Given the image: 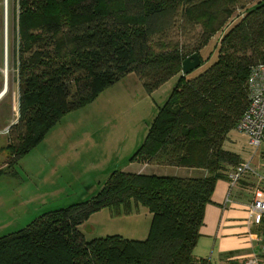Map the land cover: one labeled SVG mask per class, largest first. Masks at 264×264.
I'll use <instances>...</instances> for the list:
<instances>
[{
    "label": "trees",
    "instance_id": "trees-1",
    "mask_svg": "<svg viewBox=\"0 0 264 264\" xmlns=\"http://www.w3.org/2000/svg\"><path fill=\"white\" fill-rule=\"evenodd\" d=\"M7 1V61L14 60L18 92L9 164L121 75L134 73L151 92L180 74L131 159L205 174L114 170L87 200L0 235V264H208L192 250L216 180L242 163L224 142L248 105L249 74L264 61V0H15L12 27ZM215 35L216 59L183 74V60L196 53L202 64L201 49ZM131 205L151 214L144 240L86 241L78 230L99 209Z\"/></svg>",
    "mask_w": 264,
    "mask_h": 264
},
{
    "label": "rangeland",
    "instance_id": "rangeland-1",
    "mask_svg": "<svg viewBox=\"0 0 264 264\" xmlns=\"http://www.w3.org/2000/svg\"><path fill=\"white\" fill-rule=\"evenodd\" d=\"M4 2V7L0 4V91L5 66L1 12L4 9L6 22L8 7V1L6 7ZM13 9L17 10V4L9 0L11 27ZM218 37L213 36L201 49L204 62L192 70L190 76L197 75L216 59ZM11 40L17 41V36L12 34ZM6 64L7 92L0 96V170L4 171L0 176V235L24 227L45 211L87 200L114 170L177 177L205 174L186 167L147 165L131 159L180 74L171 76L151 92L145 90L134 73L121 75L92 101L64 114L36 147L9 164L11 157L5 147L8 128L18 116V92L13 58L9 67L8 61ZM224 148L241 156V164H248L237 182L244 179L264 190V142L253 146L246 134L233 130ZM115 211L114 207H104L90 214L78 226L84 239L90 241L112 235L130 240L147 238L152 218L145 207L131 205L130 210Z\"/></svg>",
    "mask_w": 264,
    "mask_h": 264
},
{
    "label": "crops",
    "instance_id": "crops-1",
    "mask_svg": "<svg viewBox=\"0 0 264 264\" xmlns=\"http://www.w3.org/2000/svg\"><path fill=\"white\" fill-rule=\"evenodd\" d=\"M242 181L231 184L229 179H217L211 200L204 207L192 253L208 264H264L260 248L264 224H254L248 212L258 187Z\"/></svg>",
    "mask_w": 264,
    "mask_h": 264
},
{
    "label": "built area",
    "instance_id": "built-area-1",
    "mask_svg": "<svg viewBox=\"0 0 264 264\" xmlns=\"http://www.w3.org/2000/svg\"><path fill=\"white\" fill-rule=\"evenodd\" d=\"M248 105L234 130L246 134L253 146L264 142V61L255 65L247 79ZM248 164H240L229 175L231 184L236 183ZM250 220L256 224H264V190L255 189L252 200L248 205ZM261 253L264 254V235L260 240Z\"/></svg>",
    "mask_w": 264,
    "mask_h": 264
},
{
    "label": "water",
    "instance_id": "water-1",
    "mask_svg": "<svg viewBox=\"0 0 264 264\" xmlns=\"http://www.w3.org/2000/svg\"><path fill=\"white\" fill-rule=\"evenodd\" d=\"M7 36H6V27L4 30V52H5V66H6V57H7ZM201 64L199 56L194 53L186 57L182 62V73L187 74L197 68ZM7 92V77L4 76V82L2 90L0 91V96L4 95Z\"/></svg>",
    "mask_w": 264,
    "mask_h": 264
},
{
    "label": "bare ground",
    "instance_id": "bare-ground-1",
    "mask_svg": "<svg viewBox=\"0 0 264 264\" xmlns=\"http://www.w3.org/2000/svg\"><path fill=\"white\" fill-rule=\"evenodd\" d=\"M4 4H5V7H6L7 0H5ZM5 15H6V17H7V11H5ZM6 19H7V18H5V20H6ZM4 23L6 24V36H7V21L4 22ZM4 28H5V26H4ZM4 59H5V57H4ZM6 62H7V57H6ZM2 72H3L4 76H5V74H6V77H7V64H6V66H4V68L2 69Z\"/></svg>",
    "mask_w": 264,
    "mask_h": 264
}]
</instances>
